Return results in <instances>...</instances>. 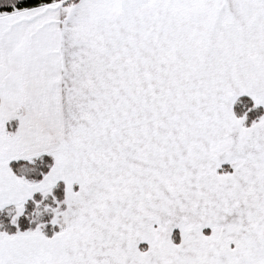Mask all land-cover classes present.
Masks as SVG:
<instances>
[{
  "label": "snow or ice",
  "instance_id": "obj_1",
  "mask_svg": "<svg viewBox=\"0 0 264 264\" xmlns=\"http://www.w3.org/2000/svg\"><path fill=\"white\" fill-rule=\"evenodd\" d=\"M0 264H264V0H0Z\"/></svg>",
  "mask_w": 264,
  "mask_h": 264
}]
</instances>
